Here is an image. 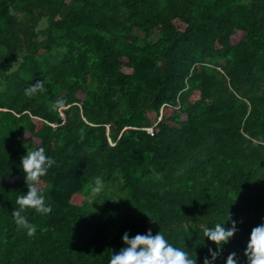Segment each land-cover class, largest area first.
Instances as JSON below:
<instances>
[{"label":"trees","instance_id":"16d2710c","mask_svg":"<svg viewBox=\"0 0 264 264\" xmlns=\"http://www.w3.org/2000/svg\"><path fill=\"white\" fill-rule=\"evenodd\" d=\"M39 146L30 237L12 212ZM232 221L213 264H247L264 223V0H0V264H109L148 230L203 264Z\"/></svg>","mask_w":264,"mask_h":264},{"label":"clouds","instance_id":"9594fccd","mask_svg":"<svg viewBox=\"0 0 264 264\" xmlns=\"http://www.w3.org/2000/svg\"><path fill=\"white\" fill-rule=\"evenodd\" d=\"M9 11L11 14L12 10ZM44 83L42 80L32 84L25 89V95L31 97L43 93ZM52 107L57 111L62 110L66 107V101L62 97L57 98ZM55 163L52 157L46 155V150L42 146L34 150L27 149L26 154L21 158L20 165L28 191L16 198L18 207L13 209L12 214L17 227L26 230L30 237L36 234L37 229L35 225L29 223L24 213L29 209L43 215L51 213V206L46 203L44 190L39 185L41 178L47 175ZM102 188V179L97 177L95 186L91 187L92 195L97 196ZM224 224L217 223L214 228L204 229V237L213 242L217 250L209 249L211 260L205 257L203 264H213L220 255L223 245L228 243L238 231L235 221H232L229 228H225ZM122 241L126 247L112 254L109 264H197V258L191 257L182 248L173 246L161 231L153 235L151 230H148L146 234H137L132 238L125 232ZM236 255L235 252L230 253L226 264H238ZM244 255L247 257V264H264V223L252 229Z\"/></svg>","mask_w":264,"mask_h":264},{"label":"rangeland","instance_id":"374dc122","mask_svg":"<svg viewBox=\"0 0 264 264\" xmlns=\"http://www.w3.org/2000/svg\"><path fill=\"white\" fill-rule=\"evenodd\" d=\"M25 136H26V134H25Z\"/></svg>","mask_w":264,"mask_h":264}]
</instances>
